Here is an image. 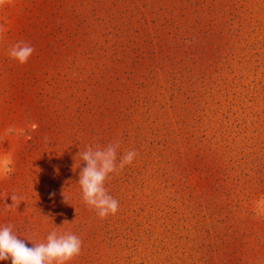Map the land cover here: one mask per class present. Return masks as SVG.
<instances>
[{
  "label": "rangeland",
  "instance_id": "1",
  "mask_svg": "<svg viewBox=\"0 0 264 264\" xmlns=\"http://www.w3.org/2000/svg\"><path fill=\"white\" fill-rule=\"evenodd\" d=\"M112 143L137 155L101 219L77 153ZM7 225L29 247L75 234L69 264H264V0L0 4Z\"/></svg>",
  "mask_w": 264,
  "mask_h": 264
},
{
  "label": "clouds",
  "instance_id": "2",
  "mask_svg": "<svg viewBox=\"0 0 264 264\" xmlns=\"http://www.w3.org/2000/svg\"><path fill=\"white\" fill-rule=\"evenodd\" d=\"M4 2L5 0H0V4ZM34 51L30 45L20 42L10 49L9 55L20 64H25ZM118 148L119 143H112L107 147L88 145L83 152L77 153L85 163L78 180L82 200L101 219L116 215L119 211V202L108 193L105 181L110 174L118 173L126 165H131L137 155L135 151H128L117 163ZM54 196V191L49 193L50 199ZM64 197L67 201V197ZM11 199L14 204L18 197L13 195ZM13 204L7 206L10 208ZM82 246L83 241L75 234H57L53 231L47 236L46 242L33 243L29 247L24 239L13 232L12 225L0 226V261L10 260L11 264H69L81 254Z\"/></svg>",
  "mask_w": 264,
  "mask_h": 264
}]
</instances>
